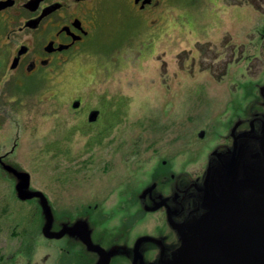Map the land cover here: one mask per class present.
I'll list each match as a JSON object with an SVG mask.
<instances>
[{
    "label": "rangeland",
    "instance_id": "374dc122",
    "mask_svg": "<svg viewBox=\"0 0 264 264\" xmlns=\"http://www.w3.org/2000/svg\"><path fill=\"white\" fill-rule=\"evenodd\" d=\"M121 5L102 10L87 49L42 73L43 85L33 75L15 90L20 77L0 68V264H58L45 208L56 228L87 230L86 220L109 264H165L127 254L139 235L161 245L170 229L160 212L134 220L132 203L154 170L201 175L234 122L261 109L264 0H163L144 14Z\"/></svg>",
    "mask_w": 264,
    "mask_h": 264
},
{
    "label": "flooded vegetation",
    "instance_id": "af4514ba",
    "mask_svg": "<svg viewBox=\"0 0 264 264\" xmlns=\"http://www.w3.org/2000/svg\"><path fill=\"white\" fill-rule=\"evenodd\" d=\"M162 2L163 0H0V40L3 37L7 39V43L0 46V52L6 48L0 68L10 67L23 83L29 76H40L49 69L74 61L82 54L89 46L97 17L102 10L119 7L120 3L131 11L144 14L157 11ZM14 80L18 79L14 78L9 82ZM260 87L264 97V85ZM260 104L261 109L254 108L255 111L250 113L254 106L252 104L249 116L236 120L225 135L227 142L209 152L201 175L191 180L190 175L176 176L170 168L153 171V180L132 203L135 206L132 212L134 220L149 212H160L170 229L160 236L161 245L158 241L153 242L154 236L150 233L139 235L135 241L131 240L129 244L132 248L127 254H130L133 262L151 256L155 260H167L165 264H168L177 259L179 253L192 242H197L200 246L210 243V240H204L202 235L196 233L195 226L201 220L202 231L208 233L211 220L215 221L216 226H220L218 233L237 227L233 236H229V230L225 234H218L219 238L215 239L218 242L217 251L220 252L216 256L220 260L232 254L231 264H264V260H253L254 253L251 252L254 249L247 248L241 242L245 240L246 232L233 207L238 204L236 195H233L235 191H230L228 184L230 171L233 175L239 172L240 176L247 173L264 178V98ZM75 109H81V105ZM204 135L205 132L202 133ZM163 163L166 164L167 161L164 160ZM259 194L256 190H251L247 196L241 194L239 203L243 206L246 202V205L252 206L260 197ZM223 219L227 221L222 226ZM85 223L87 230L84 229V224L73 228L76 223L68 222L58 224L56 228L57 223L53 219L52 231L56 233L53 240L59 244L62 252V255L56 257L58 264H90V257L92 264H101L102 260V264H106L107 254L102 251L106 247L99 242H91L90 227L86 220ZM254 226L259 225H249L247 230L252 232L249 229ZM253 234L256 238H250L247 244L254 247L257 240L264 241V229ZM44 235H47L46 232ZM69 239L73 241L68 242ZM260 252L264 250L259 249ZM238 258L243 261H236ZM153 262L144 261L142 264H154Z\"/></svg>",
    "mask_w": 264,
    "mask_h": 264
},
{
    "label": "water",
    "instance_id": "95a60500",
    "mask_svg": "<svg viewBox=\"0 0 264 264\" xmlns=\"http://www.w3.org/2000/svg\"><path fill=\"white\" fill-rule=\"evenodd\" d=\"M80 105V101L74 102V107H77ZM99 111L93 110L90 113L89 119L91 121L96 120L98 118ZM12 168V167H10ZM238 169H239V163H238ZM228 184L230 186V191H235L233 195H236V201L238 204H234V209L237 212V216L240 220V224H242L244 227V231L246 232V238L244 241H241L246 245L248 248L254 249V257L253 260L259 259V261L264 260V252L259 253V249L262 251L264 250V241L257 240L254 244V247L247 244L248 240L250 238H256V236L253 233L260 232L264 229V178H260L259 175L250 176L246 173L244 176H240L239 172H237V175H233V173L230 171L228 173ZM243 186H247L250 188V190H256L260 194L258 196L255 203L252 206L241 205L239 203V196L242 194L239 189ZM247 196V195H246ZM225 212V210H224ZM243 217H246L243 219ZM210 218V217H209ZM224 218L226 216L224 215ZM227 219V218H226ZM226 219H223L222 226L225 225ZM243 219V220H242ZM204 223V220H203ZM210 223V230L209 232H205V230L202 231V221H198L195 226V231L197 234L202 235L204 240H210V243L206 245L200 246L197 242H192L185 250L181 251L179 255L177 256V259L173 260L172 263L168 264H231L233 261V255L230 254L228 257H224L223 259H219L218 255L220 252L217 251V243L215 242V239L219 238L218 234H225L226 232H229V236H233L236 232H234V229L237 230V227H233L231 229H226L220 233H218V229L220 226L215 225V221L209 220ZM249 225H259L250 227L248 231L247 228ZM215 227V228H211ZM240 229V227L238 228ZM260 229V230H259ZM242 247V246H241ZM230 253V252H226ZM236 261L241 262L243 259L238 258Z\"/></svg>",
    "mask_w": 264,
    "mask_h": 264
},
{
    "label": "trees",
    "instance_id": "16d2710c",
    "mask_svg": "<svg viewBox=\"0 0 264 264\" xmlns=\"http://www.w3.org/2000/svg\"><path fill=\"white\" fill-rule=\"evenodd\" d=\"M3 64H2V61H0V66H2ZM25 82H29V78H26L24 81H23V83H19L17 80H14L13 81V87H14V89L16 90V89H18V87L19 86H21V85H25ZM43 83H45V79H43V82L42 81H39L38 82V85H37V87H39L40 85H43ZM37 87L35 88V90L37 89ZM34 90V91H35ZM17 92V91H16ZM19 93V92H18ZM27 94H29V93H27ZM34 94V93H33Z\"/></svg>",
    "mask_w": 264,
    "mask_h": 264
}]
</instances>
